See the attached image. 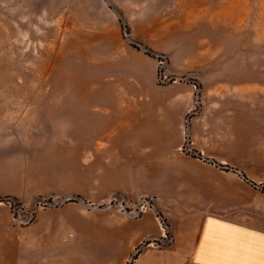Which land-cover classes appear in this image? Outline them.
<instances>
[{"label": "crops", "instance_id": "0c3cea01", "mask_svg": "<svg viewBox=\"0 0 264 264\" xmlns=\"http://www.w3.org/2000/svg\"><path fill=\"white\" fill-rule=\"evenodd\" d=\"M117 55L114 76L104 67L91 96L0 109V196L63 199L11 229L15 249L44 251L36 255L48 264H264V71L252 81L215 74L199 88L159 84V60ZM154 111L162 119L151 131ZM70 154L79 171H94L91 182L62 181L51 157ZM46 175L54 180L30 182ZM143 197L152 205L135 217Z\"/></svg>", "mask_w": 264, "mask_h": 264}, {"label": "rangeland", "instance_id": "374dc122", "mask_svg": "<svg viewBox=\"0 0 264 264\" xmlns=\"http://www.w3.org/2000/svg\"><path fill=\"white\" fill-rule=\"evenodd\" d=\"M127 49L159 60V84L178 80L199 88L215 74L252 81L258 69L264 71V0H0V109H28L14 106L15 99L91 96L103 68L114 76L110 71L121 60L117 53ZM171 66L184 75L167 77ZM161 119L157 111L151 113V131ZM183 145L188 149L189 139ZM69 156L68 163L60 155L51 157L62 167V181L75 188L78 178L91 182L94 171H79L77 154ZM53 180L46 175L30 182ZM29 198L0 196V234L6 240L0 243V264H48L44 251L16 250L11 229L26 227L35 218L26 223L31 211L63 199ZM141 205L150 208L151 198L143 197ZM20 209L25 212L18 215ZM160 222L163 238L170 241L167 221L160 217Z\"/></svg>", "mask_w": 264, "mask_h": 264}, {"label": "built area", "instance_id": "2783aa9c", "mask_svg": "<svg viewBox=\"0 0 264 264\" xmlns=\"http://www.w3.org/2000/svg\"><path fill=\"white\" fill-rule=\"evenodd\" d=\"M14 208H15V206H14ZM147 209V207L145 206V205H141L140 206V209L138 210V209H136V210H132V214H133V216H135V217H139L145 210ZM22 212H25V209H20V211L18 212V215H21V213ZM141 213V214H140ZM28 213H26L25 215H27ZM35 217V211L33 210V211H31L30 213H29V215H28V219H27V221H26V223H29L33 218ZM20 222H22V220H20ZM161 225H163L162 224V222H161ZM163 227V226H162ZM165 228L163 227V230H164ZM166 235V233H164V236Z\"/></svg>", "mask_w": 264, "mask_h": 264}]
</instances>
